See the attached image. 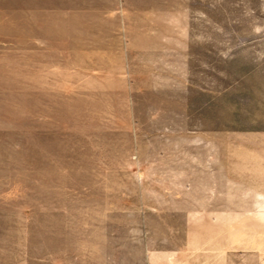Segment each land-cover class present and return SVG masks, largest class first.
I'll return each mask as SVG.
<instances>
[{
	"label": "rangeland",
	"instance_id": "1",
	"mask_svg": "<svg viewBox=\"0 0 264 264\" xmlns=\"http://www.w3.org/2000/svg\"><path fill=\"white\" fill-rule=\"evenodd\" d=\"M0 264H264V0H0Z\"/></svg>",
	"mask_w": 264,
	"mask_h": 264
}]
</instances>
